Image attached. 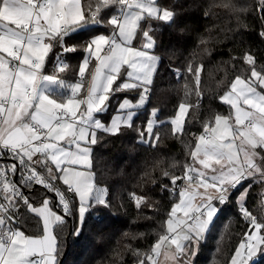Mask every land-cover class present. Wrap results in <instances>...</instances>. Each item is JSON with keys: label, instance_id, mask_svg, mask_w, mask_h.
<instances>
[{"label": "snow or ice", "instance_id": "6c2138e0", "mask_svg": "<svg viewBox=\"0 0 264 264\" xmlns=\"http://www.w3.org/2000/svg\"><path fill=\"white\" fill-rule=\"evenodd\" d=\"M215 7L237 14V19L249 11L234 0H219L205 16ZM256 11L264 21V0H257ZM178 15L161 0H0V264H59L60 234L73 210L76 236L93 207L110 206L109 190L93 170L92 146L101 139L98 133L119 135L129 129L139 143L156 147L161 140L154 132L158 122L149 119L140 127L135 119L148 101L161 59L153 51L156 32L161 24L175 25ZM77 34L84 38L74 43ZM259 34L264 37V31ZM210 39L201 37L200 44ZM77 51L84 55L78 79L70 83L61 74L69 68L66 55ZM50 55L55 63L49 74L45 66ZM243 61L250 74L235 76L219 97L230 106L228 115L215 113L203 122L199 135L192 133L196 142L188 145L190 161L182 174L162 172L171 184L162 190L177 202L149 251L126 246L135 264H195L219 206L245 181L258 177L264 182V65L258 70L251 53H245ZM203 68L202 63L189 62L186 71L195 88L185 84L186 97L193 91L202 96ZM175 71L179 78V69ZM133 91L138 95L122 97L104 122L112 99ZM193 107H199L198 100L196 105H179L169 121L174 137L185 135ZM36 185L46 190L39 202L25 194ZM251 187L249 183L236 198L249 227L228 264H249L264 252V217L258 219L245 206ZM131 198L138 209L155 207L145 195L131 193ZM26 214L37 220L39 235L22 230ZM137 235L143 234L131 238Z\"/></svg>", "mask_w": 264, "mask_h": 264}, {"label": "trees", "instance_id": "16d2710c", "mask_svg": "<svg viewBox=\"0 0 264 264\" xmlns=\"http://www.w3.org/2000/svg\"><path fill=\"white\" fill-rule=\"evenodd\" d=\"M219 0H161L164 6L174 8L178 13L175 25L161 24L156 32L157 46L154 51L160 56L151 92L147 104L139 109L135 124L143 127L153 109L159 126L161 140L156 147L138 142L137 133L124 129L119 135L98 133L99 142L92 146L93 170L101 186L109 190V207L95 206L86 214L79 235L72 233L77 227L78 217L73 210L72 217L60 234L62 250L58 257L59 264H135L136 257L126 247L142 252L150 247L163 232V222L168 218L176 197L169 191L162 190V185H169L170 180L162 172L182 174L183 165L190 161L188 145L195 144L192 133L199 135L203 131V122L215 113L228 115L230 106L221 103L219 97L228 89L235 76L250 74L249 66L243 61L245 53L256 58L259 70L264 65V21L261 13L256 11L257 0H234L238 6H249L247 13H229L219 7L211 8L208 16L205 10ZM214 13V15H213ZM183 29V31H181ZM209 40L206 45L200 44V38ZM84 38L77 34L73 42ZM134 44L139 45V37ZM207 48V51H205ZM84 53L77 51L66 55L69 68L61 76L68 82L78 79V66ZM235 57V59H233ZM203 64L200 92L185 96V84L194 89L192 76L187 73L189 62ZM55 63L50 55L46 72H52ZM176 69L180 76L177 77ZM129 93V92H128ZM83 95V93L81 94ZM133 97L138 92H131ZM199 107L190 108L185 120V135L180 138L171 134L170 118L177 113L179 105L190 103ZM103 114L107 117L108 114ZM106 119V118H105ZM176 164L177 167H171ZM147 173V175H146ZM251 183L245 206L260 219L264 217V182L257 177L255 181H245L229 198L219 206L220 211L214 218L213 227L200 244L195 264H228L229 258L238 246L249 225L241 215L237 197ZM46 193L42 186H33L25 190L26 195L39 202ZM131 193L145 195L155 207L137 208ZM53 196L52 193H47ZM23 211V209H22ZM22 230L27 234H40L37 220L26 214ZM128 235H125V234ZM137 235L133 240L131 236ZM252 264H264V252L257 254Z\"/></svg>", "mask_w": 264, "mask_h": 264}, {"label": "rangeland", "instance_id": "374dc122", "mask_svg": "<svg viewBox=\"0 0 264 264\" xmlns=\"http://www.w3.org/2000/svg\"><path fill=\"white\" fill-rule=\"evenodd\" d=\"M135 46H139V45H136V44H134ZM154 51V50H153ZM154 54H156V55H158L155 51H154ZM159 56V55H158ZM159 65V64H158ZM157 68H158V66H157ZM154 76H155V73H154V75H153V78H154ZM124 96H128L129 98H135V97H133L132 95H131V92H125V93H119V94H117L113 99H112V101H111V108L109 109V111H110V113L108 114V119H107V117H103L102 118V120L104 121V122H107V121H109V119H110V117H111V115L112 114H114V112H115V108H116V105L119 103V101H120V99L122 98V97H124ZM147 104V103H146ZM145 104V105H146ZM139 111V110H138ZM105 114H107V113H105ZM177 114V113H176ZM175 114V115H176ZM174 115V116H175ZM106 118V119H105ZM150 119H155L156 121H157V118L156 117H153L152 115H150ZM172 118H170V120H171ZM158 122V121H157ZM243 191V190H242ZM259 253V252H258ZM257 253V254H258ZM257 254L253 257V259H252V261H250L249 262V264H252L254 261H256L257 260V258H258V256H257Z\"/></svg>", "mask_w": 264, "mask_h": 264}, {"label": "crops", "instance_id": "0c3cea01", "mask_svg": "<svg viewBox=\"0 0 264 264\" xmlns=\"http://www.w3.org/2000/svg\"><path fill=\"white\" fill-rule=\"evenodd\" d=\"M46 65H47V63H46ZM45 68H46V66H45ZM45 72H46V70H45ZM46 73L50 74L51 72L47 71ZM160 260L163 261V256L160 257ZM164 264H170V262H164Z\"/></svg>", "mask_w": 264, "mask_h": 264}, {"label": "water", "instance_id": "95a60500", "mask_svg": "<svg viewBox=\"0 0 264 264\" xmlns=\"http://www.w3.org/2000/svg\"><path fill=\"white\" fill-rule=\"evenodd\" d=\"M179 183V182H178Z\"/></svg>", "mask_w": 264, "mask_h": 264}]
</instances>
